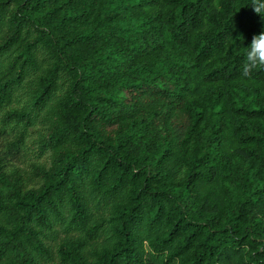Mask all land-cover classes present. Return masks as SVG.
Returning <instances> with one entry per match:
<instances>
[{
    "label": "trees",
    "instance_id": "1",
    "mask_svg": "<svg viewBox=\"0 0 264 264\" xmlns=\"http://www.w3.org/2000/svg\"><path fill=\"white\" fill-rule=\"evenodd\" d=\"M252 4L0 0V264H264Z\"/></svg>",
    "mask_w": 264,
    "mask_h": 264
},
{
    "label": "clouds",
    "instance_id": "2",
    "mask_svg": "<svg viewBox=\"0 0 264 264\" xmlns=\"http://www.w3.org/2000/svg\"><path fill=\"white\" fill-rule=\"evenodd\" d=\"M252 6L255 13L264 17L261 14L264 4H259L258 0H253ZM238 39H243V37H238ZM244 55L245 64L242 69V75L248 76L253 69L264 68V32L252 37L251 43L246 47Z\"/></svg>",
    "mask_w": 264,
    "mask_h": 264
}]
</instances>
